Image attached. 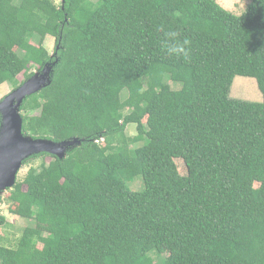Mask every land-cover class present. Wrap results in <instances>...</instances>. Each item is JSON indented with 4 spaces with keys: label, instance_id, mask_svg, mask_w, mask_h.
<instances>
[{
    "label": "trees",
    "instance_id": "1",
    "mask_svg": "<svg viewBox=\"0 0 264 264\" xmlns=\"http://www.w3.org/2000/svg\"><path fill=\"white\" fill-rule=\"evenodd\" d=\"M46 64L23 132L82 142L0 195V264H264V0H0V84Z\"/></svg>",
    "mask_w": 264,
    "mask_h": 264
},
{
    "label": "water",
    "instance_id": "2",
    "mask_svg": "<svg viewBox=\"0 0 264 264\" xmlns=\"http://www.w3.org/2000/svg\"><path fill=\"white\" fill-rule=\"evenodd\" d=\"M52 71V66L46 64L41 71L0 99V194L15 186L17 174L27 158L47 152L62 159L69 149L82 142L78 137L55 141L33 138L23 132L22 103L27 96L51 83Z\"/></svg>",
    "mask_w": 264,
    "mask_h": 264
},
{
    "label": "rangeland",
    "instance_id": "3",
    "mask_svg": "<svg viewBox=\"0 0 264 264\" xmlns=\"http://www.w3.org/2000/svg\"><path fill=\"white\" fill-rule=\"evenodd\" d=\"M223 7L229 9L230 11L240 14L243 11L246 10L247 6L250 3V0H217ZM61 0H55V3H59ZM36 43V40H33ZM44 45L48 49L51 56L55 54V48H56V41L55 38L51 35L47 36ZM18 50V49H17ZM39 71L37 69V66L31 65L29 67L27 73L23 72L18 76L19 81H25L28 78L26 77L30 72L36 73ZM171 85L174 88H178L180 85L174 84L171 80ZM20 86V85H19ZM15 88H17L13 83L6 82L3 84H0V99L4 98L6 95H8L10 92H12ZM231 96L234 98L239 99H247L251 101H261L262 100V94L258 87L257 80L254 77L251 76H244V75H236L233 84L231 87ZM136 126L135 124H132ZM128 127L127 133L129 135H135L137 133V130L135 128ZM140 146V145H139ZM43 159H45L47 162H49L52 158L51 156H46L44 158L37 157L33 160L31 159L27 165L23 164L21 169L19 170L18 178L22 179L24 178L25 174L29 170L31 166H39L41 162H43ZM178 163V166L180 170H185L183 164L180 162L179 159L176 160ZM131 186L134 189H139L143 186V179L141 176H138L136 180H133L130 182ZM25 188V187H24ZM141 189V188H140ZM3 198H7L10 196V190H4L0 194ZM12 204L9 207V204L5 201L3 203H0V212L3 213L6 217V221L9 226H0V236L7 235L10 237H14L17 239L20 236V233L22 232L23 228L26 225H29L30 223L25 220L24 218H21L17 215H14L12 210Z\"/></svg>",
    "mask_w": 264,
    "mask_h": 264
},
{
    "label": "clouds",
    "instance_id": "4",
    "mask_svg": "<svg viewBox=\"0 0 264 264\" xmlns=\"http://www.w3.org/2000/svg\"><path fill=\"white\" fill-rule=\"evenodd\" d=\"M14 188V187H13Z\"/></svg>",
    "mask_w": 264,
    "mask_h": 264
}]
</instances>
